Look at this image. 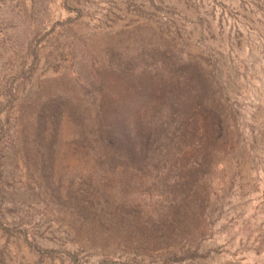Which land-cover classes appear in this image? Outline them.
<instances>
[{"label":"rangeland","instance_id":"1","mask_svg":"<svg viewBox=\"0 0 264 264\" xmlns=\"http://www.w3.org/2000/svg\"><path fill=\"white\" fill-rule=\"evenodd\" d=\"M0 264H264V0H0Z\"/></svg>","mask_w":264,"mask_h":264}]
</instances>
